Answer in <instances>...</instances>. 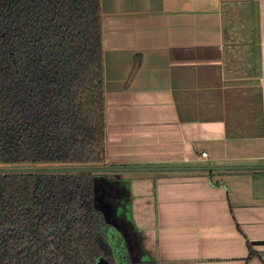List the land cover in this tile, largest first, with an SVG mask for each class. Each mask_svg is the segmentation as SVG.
Listing matches in <instances>:
<instances>
[{"label":"crops","instance_id":"1","mask_svg":"<svg viewBox=\"0 0 264 264\" xmlns=\"http://www.w3.org/2000/svg\"><path fill=\"white\" fill-rule=\"evenodd\" d=\"M107 167L151 264H264V0H102ZM207 158H200L201 154ZM248 167L227 171H147Z\"/></svg>","mask_w":264,"mask_h":264},{"label":"trees","instance_id":"2","mask_svg":"<svg viewBox=\"0 0 264 264\" xmlns=\"http://www.w3.org/2000/svg\"><path fill=\"white\" fill-rule=\"evenodd\" d=\"M101 5L0 0V170L107 167ZM103 176L0 174V264H133Z\"/></svg>","mask_w":264,"mask_h":264},{"label":"rangeland","instance_id":"3","mask_svg":"<svg viewBox=\"0 0 264 264\" xmlns=\"http://www.w3.org/2000/svg\"><path fill=\"white\" fill-rule=\"evenodd\" d=\"M94 175L98 178L99 175L102 174L94 173ZM101 178L102 179H97L98 182L101 181L99 187L103 190V199H99V202L102 206L112 210V218H109L110 221H112L113 224L115 223L121 231L127 233L126 245L130 261L133 264H151L142 254H140L141 252L138 248L139 242L129 223L126 182L122 181V177L114 176L112 174H107ZM122 249L123 248L119 249V253L122 252Z\"/></svg>","mask_w":264,"mask_h":264},{"label":"water","instance_id":"4","mask_svg":"<svg viewBox=\"0 0 264 264\" xmlns=\"http://www.w3.org/2000/svg\"><path fill=\"white\" fill-rule=\"evenodd\" d=\"M237 169H250L248 167H173V168H148V169H126V170H147V171H227ZM124 169L115 168H78V169H5L0 174H29V173H113ZM116 227H118L115 224Z\"/></svg>","mask_w":264,"mask_h":264},{"label":"built area","instance_id":"5","mask_svg":"<svg viewBox=\"0 0 264 264\" xmlns=\"http://www.w3.org/2000/svg\"><path fill=\"white\" fill-rule=\"evenodd\" d=\"M200 158L206 159L207 158V154L203 153Z\"/></svg>","mask_w":264,"mask_h":264}]
</instances>
